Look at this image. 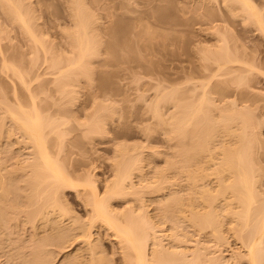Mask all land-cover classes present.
Masks as SVG:
<instances>
[{
  "label": "rangeland",
  "instance_id": "374dc122",
  "mask_svg": "<svg viewBox=\"0 0 264 264\" xmlns=\"http://www.w3.org/2000/svg\"><path fill=\"white\" fill-rule=\"evenodd\" d=\"M253 1L257 3V6L259 7L261 6L260 9H263L264 0H253ZM19 2L21 6V11L24 12V15L26 13L29 16L28 19L31 20L29 21L31 22V26L30 24L29 26L33 28L32 29V31H34L33 34L36 35V38H38V41H40L41 46L40 44H38L39 47H37V45L36 47L32 46L33 44H31L32 42L29 40L30 38H28V36L25 35L17 25L12 24L9 21L10 19L8 18L9 19L8 20L7 16H5L3 11L0 9V66H1V59L3 58L2 62L4 59H6L9 62V64L12 62L13 64L11 65H15L16 67L18 65L20 70L24 72H28L29 74L26 73V75L28 76V81L26 79L25 80L28 83L30 80H32L29 83L30 91H32V94L35 95V97H37L36 99L40 103L39 104L40 109L42 108L41 110L44 111V113L48 112L51 116L58 118V120L61 123L66 120L68 121L67 122L68 124L65 122L64 126H66L67 128L66 133L68 132V130L70 131V133L68 132L67 135H65L66 137H64L63 141L66 147H64L65 150L62 149L64 154H62L63 152L61 150L62 152L61 156L65 155L64 158L66 159V162L64 159L63 163H65L66 167L63 165L65 168L64 170L65 171L67 170L68 173L69 170H71L69 176L71 175L72 172V177H71L72 179L75 178L76 180H78L79 178L80 182H81V178L89 179V181L91 179V182L93 181V183L91 184H94L96 190L98 191V194L99 192L103 193L104 190L106 189L105 188L106 183L109 182L108 183L109 185L110 182L113 181V176L115 177L114 174L115 171H113L114 165L112 164L115 163L117 164V162H115L117 161V155H118L117 153L119 152L121 158L119 157V155L118 157L119 159H122V162H124L126 159L128 160L129 157L125 158L127 155H130L131 157L132 156L137 157V155L140 154V156L138 157L140 158L144 156L143 158H141L144 161L141 160L143 162L142 168L139 167L140 171H137L141 174L139 175L137 174V177L140 175L141 176L139 179H137L136 177H134L136 176L135 173L134 176L132 177L134 178L132 179L133 180L132 184H134L133 185L134 187L135 182H138V180L140 181V179L142 178L141 180L142 182L140 181L141 185L145 183L144 185L148 187L149 184L155 181L158 178V176L161 173H163V172L160 173L158 171L163 170L165 167L169 168L168 167L169 164L166 163V161H169L173 158L170 157V154L173 151L172 147H174L175 140L170 141L166 137V131H167L166 128H168L167 131V136H168L170 126L167 123H166L167 127H165L164 123H163L164 126L161 124H160L161 126L157 125L159 124L157 123L158 119L160 120V123H162L161 118H164V122H165V119L168 117V114L172 111L170 103H168L167 101L166 102L163 101L162 104L160 103V100L162 98L161 94L163 95L166 94L168 97L172 86H175V84L176 85L180 84L181 86L183 84V86L187 88L186 89L184 87L183 89L182 87H180L181 90L182 89L187 90L185 92H183L182 90L183 95H185V93L187 92V96L193 99L192 101L197 100L203 91L201 90L202 88H200L202 81L203 80L205 81V79H207L208 76H210V74L213 73L216 68L215 64L212 63V59L216 55H218V52H221V50L224 49H228L229 52L232 54L235 53V55L238 56L240 59H242L244 62H246V64H251V65L254 64L255 66L257 64L259 66V67L257 66V68L260 69L258 70L255 67L254 70L252 68L253 71H251L247 75L249 79L248 80L249 82H247L248 83L247 86L244 85L241 87L240 86L236 87L234 83L232 84L234 78L228 75L227 77L221 76L220 78L218 77L216 79H213V81L211 80L210 82L211 84L208 86L209 88L207 91L210 92V96L213 99V105H218L220 108L224 109L223 107L228 106L229 108L230 104L234 102L235 107L237 106L236 107L237 110L239 111L249 110L244 112L247 113L251 112L250 116L253 115L257 119V121H259L256 122L257 124H259V127L256 126L258 128L257 130H254L256 132L254 135L257 136V140L259 144L257 143L255 147L257 151L253 155L256 154L254 157H258V159H260L259 161L260 165L261 167L264 168V36L259 31L256 30V27L254 25H252L250 22L247 23V19H244L245 14L241 10H238L239 6L236 3L235 4L231 2L224 3L223 0H82L81 2L83 6L84 4L86 5V8L84 7L85 11L82 12V14L86 12L85 13L86 15L90 13L89 15L91 16V20L90 18L87 19L91 23L89 28L90 30H88L90 33L85 31V35L89 36L88 38L89 40L91 38V42H90L91 46L94 45L93 43L95 42L94 45L95 49L94 47L92 48L93 51L96 50V53L93 52V54L94 55L96 54V56L93 55L94 56L93 58L90 57L88 59L90 61H86L87 64L89 63L88 66H90V68L88 67L89 69L87 68L88 73L85 71L88 74V77L86 76L82 78L80 77V79L76 83V86L74 87V90L71 88H67V90L69 89L72 92L74 91L73 98L71 96L73 102L71 101L72 103L68 104L66 99L64 100L63 98H61L60 93H58L57 90L59 88L55 86L56 85L55 82H53L54 83L53 84L52 81L55 79L56 76H58L61 73L62 74L64 73L63 70L66 67L67 59L68 60L71 59L70 58L71 53L75 52L74 51L75 48L74 47H73L74 49L72 48L73 46L72 42H71L72 46L70 45L71 40L69 41V38L72 37L73 35L72 33H70L72 29L76 31V29H74L75 28L74 23H76L75 17L77 15L74 14L76 10V9L74 10V8L75 7L77 8V6L79 5L81 7V2H78L79 5L77 4V6H74V8H73V2H75L74 4L76 5L77 3L76 0H19ZM87 10L89 11V13L87 12ZM71 11H73L74 13ZM77 13L81 14L80 12ZM263 14H264V9H263ZM82 19L83 22L86 21V18L84 19L83 16ZM85 24H89V22L87 23L86 21ZM75 31L72 32L75 33ZM76 52H78L77 49ZM76 52L75 55L77 54ZM37 53L38 56L37 55L36 56L38 60L36 59L37 63L34 64L36 65L34 67V65H31L29 63L31 62V60L33 63H35L33 60L36 58L35 54ZM45 53L49 57V59L52 58H54V60L60 59L59 62H61V64L58 63V65H60V71L57 72L56 70L49 68L50 65L48 66V64H46L49 62L48 61L49 59H47V56L45 57ZM75 55L73 54L72 58H74ZM46 59L47 62L44 63ZM57 62L58 61H56V63ZM68 62L70 63V61ZM29 66H33V68L29 69ZM241 67L244 68L243 66ZM245 67L247 68V66ZM57 68H59V66ZM67 69L68 71L70 70L69 66H67ZM244 70L246 71L245 68ZM0 71L2 70L0 69ZM241 71H243V69ZM2 73L0 72V102L2 103L4 102L6 106L3 104L0 105L4 106L5 109L10 108L9 106H13L14 108V105L16 104V102L14 103L16 99V98L14 99V97L18 92L17 98H20L19 102H21L22 96L24 94V91H22L23 88L19 86L17 80L10 78L9 76L7 77L8 73L5 74L6 77ZM86 73L84 74L87 75ZM23 75L25 76V74ZM37 78L38 80H36ZM185 82L186 84H184ZM20 87L22 88V90ZM193 87H196L197 90L191 92L192 91L191 89ZM15 88L17 89L16 93H14L16 91ZM188 89H190V91H188ZM25 95L26 96L23 97L24 99H22L23 103L25 100L29 99L28 95L27 94ZM159 95H161L159 98L160 100L157 99L156 102L157 104L160 103V106L158 107L157 104H155L154 106L157 105L156 108L159 109L161 108V111H159L161 114L158 112L155 117V113L153 114L154 111L152 110L153 108L151 109L149 108L151 107V104L155 101L156 97L157 96L159 97ZM4 108L3 107L0 108V117L2 120L4 118L7 119L6 114H3ZM103 108L109 110L105 124L103 126V128H105L104 129L105 133L104 130L102 129L103 132L101 135L100 134L99 136L98 134L94 135L96 137L93 138L91 136L90 137L92 138L91 140H89L90 135L89 136L87 135L88 139L87 138L83 139L82 134L84 132L82 133V131L87 129L86 128L87 126H85V124L89 123L88 121H90L92 118L95 117L94 114L97 111L102 110ZM156 108L154 107V109ZM158 114H160V116ZM254 117H252L253 121H254ZM8 121L5 120L4 122L6 125L8 124L9 126L10 122L8 123ZM71 127L74 128L75 130L72 129ZM62 128L64 129L65 127ZM1 136L2 138L0 142L2 143L0 144V146L2 147L0 148L2 149L5 148V149L4 151L1 152V154L2 153L3 154L2 156L0 154V158L1 157L5 158L3 160L1 159L2 161H5L7 158L8 159L6 161L8 160L10 161V162L8 161L9 164L8 168H7L8 164H3L6 166V168H4L6 169L5 171L9 172L14 170V165L16 163L14 161H16L15 160L16 157L17 159H19L18 157H21L22 161H23L22 159L23 157H25V160L30 157L27 155L29 150L26 149L25 147H21V146L18 147L19 146L18 142H16V139L19 137L18 134H15L13 137H10L12 141L11 140L8 141V138L6 139L7 136L5 137V135L4 136L1 135ZM170 136L171 135H169V137ZM120 146H123L122 149L124 148L123 149L124 151L122 152L119 151L121 149ZM8 149L10 152L8 154H11L9 156H12V159L9 156L6 157L3 156L4 152H6ZM51 149L52 151H55L56 148L53 149L51 147L50 150ZM117 149H119L118 152L116 151ZM52 151L51 153H53ZM145 156H146V161L144 159ZM171 156L173 155L171 154ZM60 158L61 157H59V159ZM168 158L169 160H167ZM166 164L168 165L165 166ZM3 171L4 170H2V173L4 174L5 171L4 172ZM163 171L165 172V170ZM168 171H171V169L170 170L168 169ZM168 171L165 172L166 175L164 174L166 177L168 176V174L173 172L172 171L169 173ZM155 172L160 174L159 175L157 174L158 175L157 176ZM154 173L156 176L154 175ZM174 173L175 172H173L172 175L170 174L171 178L168 179L169 181H172L171 180L173 179L172 176L173 177L175 176L173 175ZM146 174H151L152 177L155 176L157 178L155 180L149 181L151 180L150 178L151 176L148 175V177L149 176L150 177L149 179H147L148 177ZM144 175H146V178L144 177ZM162 175L163 174L160 175L161 181L163 179L162 177H164V175L163 176ZM181 177L183 178V175H180V180ZM75 179L74 181H76ZM176 179L179 180V178L177 177ZM178 180L170 182L171 184L167 181L165 183V186H167V183H169L171 185V188L173 189L175 188L177 189L179 186L182 189L183 187L182 182L184 178L181 182ZM87 181L88 180H86V182ZM146 182L148 183L151 182V183L147 184ZM173 182L174 185L176 182L182 184L178 183L179 184L178 185L176 183L177 186H174L175 187L174 188L172 187ZM139 183L137 184L140 186ZM184 184H186V181ZM152 185H156V184L152 183ZM168 186L166 189H164L165 193L162 190L164 194L161 191H160L161 193L159 192L160 193L159 195L157 194L158 192L156 194H153L147 190L149 192L148 193L147 191H145L146 189L144 188L145 189L144 191L143 189L140 190L141 193L143 191V194L141 193L139 194L140 196L141 195L143 196H141L140 198L138 195V198L141 199L139 201L136 199L137 197H135V199L131 198L133 201L132 202L129 200L131 197L129 196V199L128 197H126L127 198L126 201L125 199L123 200L115 199L114 201L111 200L112 202L110 201L111 204L109 205H111V208L116 210V213H121V214H124L123 212L126 211L125 209L127 208L129 212H130L129 208H132L133 210L134 209L138 210L139 208V212H141V214L146 211V214L144 213L148 217V218L146 217V219H149L148 221L150 222L152 221V223L149 222L150 224L156 223L154 225L155 227L153 226V228L155 229L154 230L155 235L157 236L158 239H160L158 235L161 236L160 239L162 240V242H160L161 248L163 249L164 247H166V249L164 248V250L167 252L168 249L172 250V248H174L173 250H175L176 246H182V247L184 246V249L186 247V251H187V249L189 248L192 249L198 243L197 247L200 245L202 248L204 247V249L210 247V249L208 248L206 250L207 251L211 250V252H213L211 253L210 251H208L212 254L211 255L209 253L211 256H213V254L221 255L220 258H223L224 260L227 259L226 262L229 259H232V261H230L229 263L230 264L232 262L234 263L235 262L234 257L236 256H234L233 258L232 256L233 254H235V252L238 253L239 249L237 248L239 246L237 245L239 244L237 243V240H235L234 238L228 237L230 233L228 234L225 233L228 238H225L226 236H224L226 240L224 239V243H221L222 245L220 246V244L214 241L215 240L214 238L212 239V236L208 229L200 232L197 227L195 228L191 226L192 224L187 222V224H190L188 227V225L185 224L186 222L183 223L182 220L180 221L181 218H179L178 220L176 217H174L175 219H171L172 221L173 220L178 222L180 221L182 222L180 224H185V226L187 225L186 227L184 226L179 227L176 226L177 224H179L178 222L177 224H175L176 222H173L174 226H176L177 229L178 227L181 228V230L185 228V230H187V232H189L190 234V235L189 234L186 235V232L184 233L185 230L183 229L184 231L182 230L181 234L182 235L183 233L185 234V236L184 235L183 236L186 239L184 237L182 238L185 239V242L184 240L181 239L182 235L180 234L181 244L177 243L180 242V240L179 239L176 240L174 239V237L179 238L178 234L180 233L179 232L180 229L177 230V232L175 231L176 233H178L176 235V233L174 232V229H176V227L172 228L171 226L172 224H170L172 221L168 220L171 222L170 223L168 221L166 222L168 223V225L170 224L169 226H171V229L173 230L172 231L170 229L172 232H170V230L168 232L167 229H169L170 227L169 226L167 227L166 225L167 223L163 221V220H167V218L165 217H164L165 219L163 218V214L161 215L160 212L161 209H158L160 214H156V215L155 213L158 212L152 211V209H155L156 207L154 205L156 203H154L153 201L159 198L157 201L159 202L165 195H167L169 189L171 190V188H168ZM180 187L178 189H180ZM139 188H143V187H139ZM80 189L77 191L78 192L82 191L81 193H83V191L85 190V189L82 190L83 188L81 190ZM167 189L168 191L166 192ZM87 190L88 189L85 190V193L87 192ZM77 191H71L67 189L64 190L62 194V200L65 201V203H63L64 207L66 208V210L70 208L72 210V213L75 215L74 216L72 214L74 217H71V214H69L71 212L68 210L69 211L67 215L68 218H64L63 219L64 221L61 220L60 222V224L62 223L64 224V226L65 224L69 223L70 220H72L69 219V216L74 219L76 217L77 218V220L75 219L76 222L77 221L82 222L81 224H83V226L87 225L89 223V219L91 218L89 217V213H88L90 206L89 207L85 206L84 202L86 200H84L83 195H81L82 199L80 198L81 196L77 197L78 195ZM144 192H146V194ZM161 194H163V196H161ZM156 196L157 198L155 199ZM160 197L162 198L160 199ZM12 198H14L13 194H11L10 198L7 199V203L10 202L9 199L11 200ZM153 198L155 200H153ZM128 200L130 204L127 202ZM135 200H137V202ZM141 208L144 211L142 210L140 211ZM18 209H16V211ZM133 210H131V212L135 211ZM10 211L16 212L13 209ZM10 211L7 210L6 213ZM22 211H21V215H22ZM127 212H125L126 215L128 214ZM150 212H152V216ZM135 213L138 214V212ZM135 213H133V215ZM148 214L150 216H148ZM13 215L14 213L12 212V214H10V217H8V215L7 214L5 215L4 213V217H3L0 213L1 219L6 217L10 218V220L12 219L11 220L12 224L10 223L11 221L7 218L4 220H9L10 222L7 221L8 223H5L3 222V220H0L1 223L3 222V225H1L2 229H0L1 234L4 235L5 233L10 234L8 235L10 239L7 237L5 238L6 240L4 239L5 236L2 239L0 236L2 242L5 244V246H7L6 248L4 247L6 250L8 248L10 249V247L14 244V242H17L16 239H19L20 237L19 234L24 235V237L26 236L25 239L28 240H30V236H31L30 234H34V232L31 233L33 231L30 230L32 229L31 225L28 224V226L27 225L24 226L25 225L24 223L26 222L23 223L21 222V220H19V218L21 217L20 215L16 216L17 215L16 214L15 218ZM157 215H161V217L160 216L157 217ZM11 217H13L14 219ZM161 218H163V220H161ZM20 219L22 220L24 219L23 215L22 218ZM14 220H16L15 221L16 223L20 222L19 225L17 223V227L20 226L19 227L20 229L18 231L19 233L16 234L15 232H17V230L14 232L13 227L11 229V226L14 225H15L14 227L16 228V224ZM153 220L156 222H154ZM160 220L161 222L163 221L162 223H166V224L161 225L162 223L160 222ZM158 221L160 225H157ZM79 222L78 225H80ZM4 223L8 225L6 226ZM9 223L11 226L9 225ZM21 223L24 225L21 226L22 225ZM94 224L93 225L95 227L93 225H92L93 227L91 226V233L93 232L92 234L97 240L92 235V239H93L92 244L94 247L95 245L98 246L100 244L102 250L98 252L96 251L97 250L96 248L95 251L98 254H100V256L104 254L103 256L105 257V260L107 259V261H109V263L106 262L104 264H127L126 261H124L125 263H123L124 259H121V257L123 256L120 254V251H122L121 250L122 246H120V242L114 236H112L113 235L112 231L107 230V227L106 226L104 227V225L103 224L101 225V223L100 225L96 223ZM228 224L229 223L227 221L226 225ZM4 225L6 227H4ZM5 228L6 229L8 228V230H6ZM3 229L5 230V233L3 232L4 231ZM37 232L39 234L41 233L39 235L40 237L37 236L38 237L37 240H39V238L41 239V237L43 236L42 234L44 235L49 234V233L45 234L44 232L41 231H37ZM158 232L159 234H157ZM169 233H171L172 235L174 234V236L170 235ZM18 235L19 237H17ZM165 235L172 236L170 237L171 240H168L169 237L166 238ZM186 236H188L189 238L187 239ZM32 237L33 236H31V238ZM21 238H23V236H21ZM77 238L72 239V242L71 240L68 243L66 242L67 245L64 243L66 246L63 244L64 248L61 247L62 250L57 247L59 251V253L57 252V254L55 253L57 251V249L55 248V242H51L48 244V246H45L44 250H46L48 247L50 250L47 249L46 251L49 250L48 252H51L53 255L52 256L53 260H51L52 262L50 264L53 263L61 264L62 260L63 262L66 260L65 263H67L68 259L71 258L70 255H72V253L75 254L76 253L75 251L77 249L80 250V255L79 254L78 255L81 256L82 254L81 257L82 258L84 257L83 260L87 259L85 258L86 256H83L85 254L84 252L85 251L90 252L91 250L90 251L85 250L82 252L80 248L84 249L86 243L85 244L83 243L82 238L80 237ZM172 238H173V242H172ZM7 239L9 240L10 243L13 240L12 242L13 244L12 245L10 244L11 246L9 245V243L8 244L5 243L8 242ZM33 239H31L30 242H32ZM23 240L24 238L19 240V242L23 243V245L30 243L28 242V240H25V242H23ZM37 240H35V242L33 243L35 244ZM234 240L237 243V245L234 242ZM2 242L1 244L3 245ZM19 242L15 244H18ZM20 243L18 244V247L21 245ZM1 244L0 246L3 247L4 245L2 246ZM34 244H32L33 246L32 248L35 249ZM57 244L58 243H56V246L60 247L61 245L59 244L62 243L59 242V244L58 245ZM23 245L22 247L25 246ZM28 245L27 247L25 246L27 249L30 248V247L28 248ZM16 247L17 246L15 245L13 248L18 250L17 249L18 247L17 248ZM100 247L98 248V250H100ZM4 248H1L2 250L0 249V264H7L8 262L6 261L7 260L10 261L12 259L11 257L12 252L9 250L4 251ZM177 248L180 249V247ZM177 248L175 250L176 252H178ZM86 249H90V248L88 247ZM30 250L31 249L25 251L29 252ZM213 250L215 251V253ZM95 251L93 252L96 255V257L90 254L91 258L89 257L87 261L89 262L91 260V262L88 264L95 263L94 260L96 258H99L97 256L98 254H96ZM181 251L183 253L185 250L183 251V249H181ZM186 251L183 254L186 255V253L188 252ZM5 252L6 253L10 252L11 254L10 253L9 254L11 256L9 254H8L9 256L8 255L5 256L6 254ZM32 252L33 251H31V255H34ZM69 252H71V254ZM192 252L193 250H191V253ZM191 253L188 252L187 254L189 256L184 255V258L190 257ZM2 254L4 257L2 256ZM31 255L29 254V257L25 255L26 257H28V259L30 258L29 260L30 262L33 261L32 259L33 256L31 258ZM64 255H65V260L63 259ZM86 255L89 256V254ZM6 257L8 258L11 257V259H7ZM100 260H102V256ZM237 260H236V264L238 263ZM16 261H18L16 264H19L22 260L17 259ZM25 261L21 262L20 264L22 263L24 264ZM99 264H103V261H100Z\"/></svg>",
  "mask_w": 264,
  "mask_h": 264
},
{
  "label": "bare ground",
  "instance_id": "6f19581e",
  "mask_svg": "<svg viewBox=\"0 0 264 264\" xmlns=\"http://www.w3.org/2000/svg\"><path fill=\"white\" fill-rule=\"evenodd\" d=\"M77 1L78 0H76V2ZM81 1L82 0H79L78 2ZM223 1L224 3H230V2L234 4L236 3L239 6L238 10H241L246 15V17L244 15V19H247V23L250 22L252 25H254L256 27V30L259 31L264 36V14H263L264 7L263 9H260L261 6L260 7L257 6V3L253 0H223ZM78 2L76 3V5L74 4L75 2H73V8L74 6H77ZM19 3H20L19 0H0V9L3 11L4 15L7 16V19L8 18L10 19L8 20L12 24L17 25L20 28V30L25 35H27L28 38H30L29 40L32 42V43L30 42L31 44H33L32 46L36 47L37 45V47H39L38 44H40L41 46V43L40 41H38V38H36V35L33 34L34 33V31H32L33 28L30 27L31 22H29L31 20L28 19L29 16L26 13L25 16L24 12L21 11V6ZM79 7L80 5L77 6L78 9L76 7L74 8V10L75 9L77 10V11L75 10V13L73 12L74 11L73 9H72L73 11H71L77 15L76 17L74 16L76 20V23H74L75 24L74 29H76V31L72 29V31L73 32L75 31V33H73L72 31L70 32L73 34V35L71 34L72 35V37H70L71 39L67 36L69 38V41L71 40L70 45L72 46L73 44L72 48L73 47L75 48L74 51L76 52L77 49L78 52H76L77 54L75 55V52L72 51L73 53H71V57H70L72 61L71 59L69 60L67 59L65 68L67 69V66H69L70 70L68 71L67 69L66 71L65 68L64 70L62 68L64 73L61 74L63 76L61 74L59 75L57 74L58 76H56L55 79L52 81V83L55 82L56 84L55 86L59 88L57 90L58 93H60L61 98H63L64 100L66 99L68 104H71L73 102L71 96L73 98L74 91L72 92L69 89L67 90V88H71L74 90V87L76 86V83L78 82L80 77L81 78L85 76L88 77L87 68L88 67L90 68V66H88L89 63L87 64L86 61H90L88 60L90 57L93 58L94 56H96V54L95 55L93 54V52L96 53V50L93 51L92 48L94 47L95 42L93 41L94 45L91 46L90 43L91 38L89 40L88 39L89 36L85 35V31L90 33L88 30H90L89 28L91 23L89 20H87L89 18L91 20V16L89 15L90 13L87 10V12L89 13L88 15L85 14L86 12L83 13L84 15L82 14V12L85 11L84 9L86 8V5L84 4L83 6L82 2L80 8L83 9L81 10ZM77 12H80L81 14H78ZM82 16L84 19L86 18V21L87 23L89 22V24H85L86 21L83 22ZM73 54L76 57L74 56V58H72ZM36 55L38 56V53L35 54L36 58L33 60L35 63H33L31 60L33 64L31 62L29 64L34 65L37 63L36 61L38 59ZM46 56L47 55L45 53V57ZM2 59L0 66V69L2 71L0 72L1 73L4 72L2 73L3 75L8 73L7 77L9 76L10 78L17 80L19 86L23 88L22 90V88L20 87L21 90L24 91L23 96L21 95L22 99H24L23 97L26 96L25 94L28 95L29 99L25 100L28 102L24 101L23 103L22 99L21 102H19L20 98H17L18 92L17 89L15 88L16 91L14 93L17 92V94L14 97V99L16 98L14 101V103L16 102L14 108L13 106H9L10 108H6L7 109L6 110L4 106L0 105L1 106L0 108L3 107L6 110L5 111L3 109V114H6V118L10 120L8 121L5 118L2 120L0 117V141L2 138L1 135L3 136L5 135V137L7 136L6 139L8 138V141H10L11 140L10 137H13L15 134H18L19 137L16 139V142H18L19 145L18 147L21 146L28 149L29 152L27 155L30 157L26 160L25 157H23L22 158L23 161L21 160V157H18L19 159H17L16 157L15 158L16 161H14L16 163L15 165L13 164L14 170L9 172L5 171L6 169L4 168H6V166L3 165V164H8L9 160L6 161L8 158L5 161H2L5 158L3 157L0 158V161L5 162V163L0 162L1 163L0 164V211H1L0 213L3 217H4V213L5 215L7 214L8 217H10V214H12L13 212L14 218L18 215H20L21 217L20 216L19 217L22 218L23 215L24 221L20 218L19 220H21V222L23 223L26 222L27 224L24 223L25 224L24 225L21 223L22 224L21 226L23 225L28 226L29 224L31 225L32 228L30 230H33L31 233L34 232V234H30L31 236H33L32 238L30 236V240L33 238L37 240V238L40 237L39 235L41 233L39 234L37 231L44 232L45 234L49 233L48 235L42 234L43 238L42 237L41 239L39 238V240H37L35 244L33 243L35 242L34 239L32 240V242H30V240L25 239L26 236L24 237V235L19 234L20 237L19 235L17 236L19 237V239H16L17 242H19V240L23 238H24L23 242H25V240H28V242H30V243L27 242L29 245L24 244L26 247L27 245L28 248L30 247L29 249L31 250L29 251L30 252L29 253L27 252L29 249H27L23 245V243L19 242L21 245L18 247L19 243L15 244L17 242H14L13 244L12 243L13 240L11 243L9 242L8 239H7L8 242H5L6 240L5 238L7 237L9 238L8 235L10 234L5 233V230L3 229L4 231L3 230L2 231L5 233V235L1 234L0 232L1 239L5 236L4 242L6 244L9 243V245L13 244L14 246L16 245L18 247V248L16 247L18 249L16 250L13 248L14 247L13 245L12 246L10 245L12 249L10 246H8L10 247L11 250L9 248L6 250L5 248L7 246H5V244L0 239L4 245L3 246L0 242V244L3 246V247L0 246V249L5 247L4 251L9 250L12 252V256L10 255L11 254L10 252L8 253L5 252L6 253L5 256L10 253L9 255L12 257V259L11 257L10 258L6 257L7 259H11L10 261L6 259L7 260L6 262H8L7 264H13L14 261H15L14 264H16L18 262L16 261L17 259L22 260L21 262L27 260L24 262V264H30V263L50 264L52 262L51 260H53L52 259L53 255L51 252H48L50 250L48 247H47V249H49L48 251H46L47 249L44 250V247L48 246V244L51 242H55V248L57 249L58 247L61 249V247H63L65 244L67 245V243L70 242V240L72 242V239L77 237L82 238L83 243L84 244L86 243L84 249L80 248L82 252L85 250H89V251L91 250L90 252L85 251L84 252L85 254L83 256H86L85 258L87 259L89 257L91 258L90 254L96 257L93 251H95V249L97 248L96 251L100 252L102 248L100 247L99 243H98L99 245L97 244L98 246L95 245V247L92 244L93 232L91 233V226L94 223L99 225L101 223V225L103 224L104 227L106 226L107 230L112 231L113 233L112 236H114L120 242V246H122L121 249L122 251H120V254L123 255L122 256L123 258L121 257V259H124L123 263H125L124 261H126L127 264H230L229 262L232 261V259H229L226 262L227 259L224 260L223 258H220L221 255L213 254L214 257L216 256L214 258L213 256H211L212 255L211 253L213 252H211V250H208L211 252L210 253L206 250L208 248L210 249V247L205 246L207 248L204 249V247L202 248L200 244H199L200 246L197 247L198 243L192 249L189 248L190 251L189 249H187L189 253H191V250H193V252L190 254V257L188 258L186 257L184 258L185 254L183 253H185L186 251V247L184 249V246L183 247L176 246L175 250L177 247H180V249L177 248L178 252L173 250L174 248L170 247L175 252H173L171 249H168L167 252L164 250V248L166 249V247L163 246L164 248L163 249L161 248V243H160L162 242V240H160L161 236L158 235V237L160 238L158 239L157 236L155 235V231H154L155 229L153 228V226L156 223L150 224L152 223V221L150 222L148 221L149 219H146L147 217V215H145L146 211L144 212L145 214L144 213L141 214V212H139V208L138 210L136 209L137 211L135 209L134 211L132 208H129L130 212L129 210H127L128 209L127 208L125 209L126 211L123 210L124 211L123 213L125 214V212L128 211L127 212L128 214L124 215L121 213H116V210L111 208V205H109L111 204L110 203L111 200L114 201L115 199L116 200L125 199L126 201L127 199L126 197H128L129 199V196H131L129 199L130 201H132L131 198L135 199V197H137L136 199L139 201L141 199L138 198V195L141 193L140 190L142 189L143 191L146 189L145 191L148 190L153 194H156L158 192L157 194L159 195L162 192V190L163 192L165 191L164 189L167 188L170 182L178 180L176 179V177L179 178L178 181L180 182L184 178L186 184H184L185 183L184 180L182 182L183 184L178 182L179 184H182L183 187L181 189V187L179 186L181 190L178 189L179 187L177 188L178 189L177 190L174 187L177 186L176 185L177 182L175 183V185L174 182L172 184L173 185L172 187H174L175 189L171 188L170 185L171 183H170L168 186V188H171V190L169 189L170 192L168 191V189L166 190V192L168 191L169 194L167 192V195H165L163 198L160 197V199L161 198L162 199L159 202H157L159 198L155 200L158 195L155 197V199L153 198V200H155L153 202L156 203L157 205L154 204L156 207L154 206L155 209H152V211L158 212L155 213V215L160 214L161 212V215L163 214V218L164 217L167 218V220H163V218H161V220L165 222L171 219H175L174 217H176L178 220L179 218H181L180 221L182 220L183 223L186 222L185 224H187V222L192 224L191 226L195 228L197 227L200 232L208 229L210 231L212 239L214 238L215 239L214 241L220 244V246L222 245L221 243H224L225 238L228 237L234 238L235 240H237V243L239 244L237 245V243L234 240L236 245L239 246L237 248L239 250L238 253L235 252V254H233L232 256V258L236 256L234 257L235 262L234 263L232 262L233 264H236L237 259H238L237 264H264V168L261 167L260 165L259 162L260 159H258V157H254L256 154L253 155L257 151L255 147L258 143L257 136L254 135L256 133L254 130H257V128L259 127V124L256 123L259 121H257V119L253 115L250 116L251 112L250 113L248 112L249 115L247 112H244L249 110H244V111L237 110L236 109L237 106L235 107L234 102L230 104L229 108L228 106L223 107L224 109L220 108L218 105H213V99L210 96V92L207 91L209 88L208 86L211 84L210 83L211 80L213 81V79H216L218 77L220 78L221 76L227 77L228 75L234 78L233 81L232 80L231 81L232 84L234 83L236 87L237 86L241 87L244 85L247 86L248 84L247 82H249L247 75L251 71H253L252 68L254 70L255 67L257 68L258 66L257 64L256 66L254 64L252 65L246 64V62H244L242 59L236 56L235 53L232 54L229 52L228 49H224L221 50V52H218V55H216L212 59V63L215 64L216 68L214 72L211 73L207 79H205V81L203 80L204 82L202 81L200 88H202L201 90L203 91L197 100L192 101L193 99L187 96V92L185 93V95H183L182 90L185 87L183 86V84L181 86L180 84L177 85L175 84V86H172L168 97L166 94L164 95L161 94L162 95L161 100L159 99L161 95H159V97L157 96L158 98L156 97L154 102H156L157 99H159L161 104L163 103V101L165 102L167 101L168 103L171 104L172 111L168 114V117L165 119V122H164V118L159 117L162 119L161 120L162 123H160V120L158 119L159 121L157 120V123L159 124L157 125L160 124L163 125L164 123L165 127H167L166 123L169 124L170 130L168 134L171 135L170 136L171 138L169 137V135L167 136L168 128H166L167 131L165 130L166 137L170 141L175 140L174 147H172L173 151L171 153L173 156H171L170 154V157L171 158L173 157L172 158L173 160L171 159L172 160L171 162V160H169L170 158L169 157L167 159L169 161H166V163H168L169 165L168 164L165 165V166L168 165L169 168L165 167L163 170L167 172L168 169L169 170L171 169V171H168L169 173L173 171L177 175L178 174L183 175V178L181 177V180H180V175L177 176L174 173L173 175L176 176V177L174 176L176 180L172 176L173 178L171 179L172 181H169L168 179L171 178L170 174L172 175L173 172L168 174L167 176L168 178H167L165 176L166 173L163 170H161L158 172L160 173L163 172L161 173L163 175L165 174L164 175L165 178L162 177L163 182L161 181V176H160L161 174L155 172L156 175L160 174L159 176L157 175L158 178L155 177L156 176L155 173H154L155 176L153 175L154 177H152L151 174H146V175L147 177L148 175L151 176V177L149 176L151 178V180L149 181L155 180L157 178L159 182L157 179L152 182L153 184L156 185H152L151 182H149L151 184L146 182L147 184H149L148 187L144 185L145 183L144 184L142 183L143 185H141L142 182L141 181L142 178H141L140 179L141 182L138 180V182H135V186L133 187L134 184H132L133 181L132 179L134 178L132 177L136 173V176L134 177H136L137 179L140 178L141 175L137 177V174L139 175L141 173L137 171H140L139 167L142 168L143 165L142 161L144 160H142L141 158H143L144 156L139 158L138 156H140V154H138L137 157L136 156L131 157L130 155H127L125 158L129 157L128 160L126 159L124 162H122V159H119L120 155L118 150L120 149V147L122 149L123 146H120L119 149L116 150L118 152L116 153L119 155V157L117 155V161H115L117 162V164L116 163L112 164L114 165L113 171H115L114 173L115 177L113 176V181L110 182L109 185H108L109 182L106 183L107 186L105 185L106 189L104 188L105 189L104 192L103 193L99 192L98 194V191L96 190L94 184H91L93 183V181L91 182V179L89 181V179L81 178V182H80L79 178H78L79 181L74 178L76 180L74 181V179L71 178L72 172L71 175L69 176L71 170H69V173L67 170L66 171L64 170L65 163H63V160L65 159L64 158L65 155L61 156V153L63 152L62 149L66 147L63 141L64 137H66L65 135H67L68 132L70 133L69 130L66 133L67 128L66 126H64L65 125L64 123L65 122L67 123L68 121L66 120L61 123L58 120V118L51 116L48 112H47L48 114L46 112L44 113V111L41 110L42 108L40 109V105H39L40 103L36 99L37 97H35V95L32 94V91H30L29 83L32 80H30L28 83L27 82L28 76L26 75V73L27 74L29 73L20 70L18 65L17 67L15 65H11L13 64L12 62L9 64V62L6 59H4L2 62ZM47 59H49L48 56ZM47 59L46 61H44V63L47 62ZM52 59H49L48 60L49 62L46 64H48V66L50 65L49 67L50 69H54L57 72L60 71V65H58V63L61 64V62H59L60 59L58 60L56 58H55L56 60H54V58ZM56 61L58 62L56 63ZM68 61H70V63ZM35 66L36 65H34V67ZM58 66L59 68H57ZM241 66H243L246 69V71ZM245 66H247V68ZM32 68L33 66H29V69ZM240 69L241 70L243 69V71H241ZM257 69L259 70L260 68ZM84 73H86L87 75H85ZM23 74H25V76ZM60 75L62 78L60 77ZM57 77H59L60 79ZM36 80H38V78ZM184 84H186V82ZM180 87H182L183 89L181 90ZM193 88L192 89L190 88L192 90L191 92L197 90L196 87ZM186 89L183 90V92L187 91ZM190 89H188V91H190ZM205 89L207 92L205 91ZM154 102L151 104V107L149 105L150 107L149 109L153 108L152 109L154 111L153 114L155 113V117H156L157 113L161 111V108L160 109L156 108L157 105L158 107L160 106V103L157 104V102L156 103ZM0 104L6 106L4 102L3 103L0 102ZM155 104L157 105L154 106ZM154 107L156 109H154ZM104 108L102 110H99L100 112L97 111L98 112V113L96 112L97 114L96 113L94 114L95 117L91 119L92 121L91 120L88 121L89 123L87 124L89 125V127L87 124H85V126H87L86 127L87 131L86 130L82 131V133L84 132L82 134L83 139L86 138L88 139L89 135H90L89 138L91 136L93 138L96 137L94 135L98 134L99 136V134L100 135L102 134L103 132L102 129L103 130L105 129L103 128V126L105 124L109 111L108 109H104ZM160 114L158 115L160 116ZM252 117H254V121L252 120ZM5 120L8 121V123L10 122L11 124L9 123V126L8 124L6 125L4 122ZM167 120L169 121V123ZM62 127L65 128L63 129ZM92 138H90L89 140H91ZM1 143L2 142H0V144ZM51 147L55 149V151H52V149L50 150ZM4 149L0 148V154L2 151H4ZM121 149L119 150L120 152L124 151L123 150L124 148L122 150ZM51 151L54 154L51 153ZM6 152H4L3 155L4 157L11 155L8 154L10 153L9 149ZM62 154H64V152ZM9 157H11L12 159V156ZM59 157L61 158L63 157V158L59 159ZM144 159L146 161V156ZM118 160L120 161V164ZM8 167L9 164L7 168ZM2 170L5 171V172L3 171L4 174L2 173ZM146 175H144L145 178ZM149 177L147 179H149ZM86 180H88L90 183L88 181L86 182ZM167 181L169 183H167V186H165V183ZM137 183H139L140 186ZM93 186L95 187V189ZM136 186L139 190L136 188ZM139 187H143V188H139ZM80 188L81 189L83 188L82 190L88 189L89 191L87 190L86 192L87 194L85 193V190L83 191V193H81L82 191L78 192L77 190H79ZM67 189L71 191H77L78 192L77 193L78 195L76 194L77 197L83 195L84 200H86L84 202L85 206L87 207L90 206L89 207L90 211L88 210V213H89V217L91 218L89 219V223L87 225L83 226V224H81L82 222L79 221L76 222L77 220L76 217H75L76 220L74 218H71L75 216L72 213V210L69 208L68 210L71 212L69 213V211L66 210V208L64 207L63 203H65V201L62 200V194L64 190ZM143 191L141 194H143ZM144 193L146 194V192ZM11 194L14 195V198H12L13 200L9 199L10 202H8L9 203L8 204L7 199L10 198ZM163 194H161V196H163ZM179 194L181 195L185 194L186 196L184 195L183 197V195L181 196ZM141 196L139 195L140 198ZM80 198L82 199V196ZM129 200L127 201L128 203ZM137 200L135 201L137 202ZM23 208L25 211L23 210ZM142 208L140 209V211L142 210ZM6 209L8 211L12 209L15 211L16 209L18 210L16 212L10 211L6 213L7 212ZM158 209H161V211L159 212ZM131 210H133L134 212H131ZM21 211H22V215H21ZM135 212H138L140 216ZM68 213L71 214V217L69 216V219L72 220L69 221L68 219L69 223L65 224L64 226V224L62 223L60 224V222L64 218H68L67 216ZM133 213L135 214L133 215ZM150 213L152 216V212ZM161 215H157V217L158 216L161 217ZM148 216L150 215L148 214ZM8 217L6 218L10 220V218ZM6 218L1 219L0 217V220H3V222L8 223L7 221L9 220H4ZM226 220L229 223L228 225H226L227 224ZM15 221L16 220H14V222ZM171 221L168 222L170 223ZM180 221L178 222L173 220L170 223L172 224L171 225L172 228L176 226L186 227L187 225L189 227L190 224H187L185 226V224H180L182 223ZM3 222L2 223L0 222V229H2L1 225H3ZM78 222L80 223V225H78ZM173 222H176L175 224H177L178 222L180 225L177 224L176 226H174ZM10 223L12 224V221ZM17 223L15 222L16 228L14 227L15 225L14 226L10 225L11 229L13 227L14 232L17 230L15 234L19 233L18 231L20 229L19 228L20 226L17 227ZM157 223H158L157 225H160L159 221ZM166 223H162L161 225H164ZM19 224L20 222L18 223V225ZM5 225L7 226L8 224ZM5 225L4 227H6ZM166 225L167 227L169 226L168 223ZM171 226H169L170 228L167 229L168 232L171 229ZM179 227L178 229L177 227L176 229H174V232L175 231L177 232V230L180 229L179 234L175 232L176 235L178 234L179 237V238L174 237V239L176 240L177 239L180 240V236L182 235L181 231L183 229L185 230V228L181 230V228ZM6 230H8V228ZM171 230L170 232L173 231ZM36 232L38 233V235ZM185 232L186 235L189 234L187 230H185L184 233ZM184 233L183 235L185 236ZM225 233L227 234L230 233L231 236L229 234V236L227 237ZM157 234H159V232ZM169 234L172 235L171 233ZM183 235L181 236V239L184 237ZM21 236H23V238H21ZM165 236L166 238L169 237L168 240H171L170 237L174 236V234L172 236H167V235ZM224 236L226 237L224 238ZM186 237L187 239L189 238L188 236ZM185 239L182 240H184L185 242ZM59 242L62 244H59ZM172 242H173V238H172ZM56 243H58L61 246L60 247L56 246ZM177 243L181 244V240L180 242ZM32 244H34L35 249L32 248L33 247ZM22 245L26 249L22 247ZM87 246L90 249H86L88 248ZM99 247L100 250H98ZM21 249L27 251L24 252ZM181 249L185 251L182 253ZM78 250L79 249L75 251L76 253L74 252L75 254L72 253V255H70L72 259L69 258L67 263H65L66 260L64 255L63 259L65 261L63 262L62 260L61 264L63 263L83 264V261L84 264L90 263L91 262L90 259L89 262L87 261V259H85L87 262L86 263L85 260H83L84 257L83 258L81 257L82 254L81 256H79L80 250L79 251ZM31 251H33L32 253L35 255V258L34 255H31ZM57 252L59 253L58 249L55 253L57 254ZM69 253L71 254V252ZM187 253L185 256H189ZM29 254L31 255V258L33 256L32 258L33 263L29 261L30 258L28 259ZM86 254H89V256ZM96 254L98 253L96 252ZM25 255L28 257H26ZM103 255H101L102 260H100L101 256L100 254H98L97 256L99 258H96L94 260L95 263L93 264H96V262L97 264H99L100 261H103V264L106 262L109 263L107 259L105 260V257Z\"/></svg>",
  "mask_w": 264,
  "mask_h": 264
}]
</instances>
